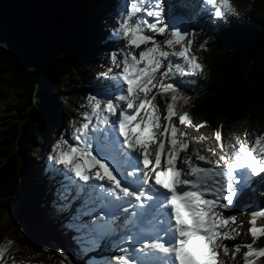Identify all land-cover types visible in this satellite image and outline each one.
Wrapping results in <instances>:
<instances>
[{
  "label": "snow or ice",
  "instance_id": "snow-or-ice-1",
  "mask_svg": "<svg viewBox=\"0 0 264 264\" xmlns=\"http://www.w3.org/2000/svg\"><path fill=\"white\" fill-rule=\"evenodd\" d=\"M208 3L217 6V18L236 14L230 0ZM167 15L163 0H127L113 36L135 51L121 59L120 53L111 56L100 75L114 86L89 95L87 110L70 134L71 144L63 147L69 141L62 137L53 147L51 159L76 178L72 199L80 201L77 230L96 241L114 237L117 254L105 264H224L220 248L229 252L225 242L235 240L236 230L228 228L235 217L222 213L252 183L264 185V133L246 132L248 145L238 137L225 144L218 129L215 138L225 155L211 159L196 149L182 155L189 151V141L172 122L177 97L168 81L173 73L202 72L204 66L192 54L191 34L170 25ZM114 67L119 71L113 72ZM169 93L161 125L154 101ZM179 120L192 122L186 112ZM72 176L65 178L71 181ZM65 191L70 193L67 187ZM250 215L255 241L264 236V225L256 223L264 217V207ZM245 247L244 264L264 257V247ZM233 248L240 252V244ZM4 255L0 250V259Z\"/></svg>",
  "mask_w": 264,
  "mask_h": 264
},
{
  "label": "trees",
  "instance_id": "trees-1",
  "mask_svg": "<svg viewBox=\"0 0 264 264\" xmlns=\"http://www.w3.org/2000/svg\"><path fill=\"white\" fill-rule=\"evenodd\" d=\"M230 2L237 9L233 14L239 21L237 25L225 22L215 27L208 20L195 16L191 19V11L179 4L174 6L172 13L189 21V33L194 34L193 55L204 69L173 73L169 82L174 83L177 98L172 103L177 115L188 113L194 127L206 121L203 126L217 131L248 119L261 132L264 0ZM100 4L101 0H0V221L4 211L21 195L34 209L35 217L30 215L26 223H20L26 202L18 203V211L7 222L13 229L11 234L5 237L0 228V250L5 251L0 264L31 244L49 259V264H64L59 248L82 258L76 240L78 232L63 220L72 207L44 202L45 183L36 165L41 147L53 141L44 128L46 123L58 124L59 129L64 124V132H70L81 122L80 104L71 100L63 106L60 95L73 93L77 84L85 80L83 76L77 80L76 71L81 76L91 61L104 59L98 51V35L103 33L105 21L100 24L94 18ZM226 25L230 26L229 32L220 35V27ZM118 44L115 43L117 49ZM39 80L44 85L42 91ZM11 85L17 90L7 88ZM172 95L158 94L155 101L160 99L167 111ZM51 174L47 176L48 183L53 178ZM251 189L254 208L264 207V185L254 183ZM45 223L52 228L46 230L49 238L40 235L47 243L35 237L36 229ZM256 223L264 225V217H257ZM239 242L258 249L264 247V236L255 241L242 238ZM254 264H264V257L254 258Z\"/></svg>",
  "mask_w": 264,
  "mask_h": 264
},
{
  "label": "rangeland",
  "instance_id": "rangeland-1",
  "mask_svg": "<svg viewBox=\"0 0 264 264\" xmlns=\"http://www.w3.org/2000/svg\"><path fill=\"white\" fill-rule=\"evenodd\" d=\"M179 1L181 0H163L165 5V12L168 14L166 16L167 22L168 17L174 15V13H172V10L174 9L175 3L179 4ZM126 3L127 0H101L100 8L94 15V18L99 20L100 24H102L103 20L105 21L104 31L103 33L101 32L98 35V38L101 40L98 51L104 59H94L93 61H91V63L84 70L81 76L77 71L75 72L77 80H80L82 76L85 80L80 81L82 82L81 85L77 84V90H75L73 93H65L60 95V100H62L63 106L73 100V102L80 104L81 112L83 113L87 110V97L89 95H95L102 90L114 86V81L107 80L106 78L102 77L100 73L107 71L111 56L113 54L120 53V56L117 58L121 59L123 53L135 51L132 48L125 47L122 39L113 36V32L118 30V22L121 20L122 13L124 12L126 7ZM182 4H186V6L189 7L193 6V9L196 10V12L193 11L195 12V18H197L198 20L201 19L202 21L208 20L215 27L220 26L225 22H227V24L232 23L231 25H237L239 22L233 14H228L221 18L215 17L213 13L214 9L217 6L211 5L210 3H208V0H188L187 3L185 2V0H182ZM188 13L192 14L191 12ZM193 16L194 15H191V19H194ZM107 27L109 28L107 29ZM215 27L214 29H216ZM229 27V25H226L222 28L220 27V35L223 33L227 34L229 32ZM193 37L194 34L192 33V54H194L195 50ZM155 38L160 42H162L163 40V37H161L159 34H157ZM118 42L119 44L117 49L115 43ZM141 48H143V45L141 46ZM216 50L215 53H218L219 50ZM180 64L183 67V62H180ZM117 71H119V69L114 67L113 72ZM39 86L40 91L44 90V85L41 80H39ZM71 86H75V84L71 83ZM7 88H11L13 89V91L17 90V88L13 87L12 85L8 86ZM154 103L156 104L161 116L160 123L161 125H163L164 123H166L163 117L167 114V111L160 99L154 101ZM61 110H63L64 112L63 108ZM172 122L176 125L178 132L186 133L187 131L193 134V139L197 138L196 140L198 141L200 148L202 150H205V152L208 151L207 153L209 156H205L210 157L211 159H218L219 156L226 154L225 152H222L220 147L218 146V141L215 138L216 131H213L210 127L202 126L200 128H196L191 124H182L179 120V115L174 116ZM44 128L45 130L49 131V136L52 137L53 141H47L41 147L40 157L37 158L36 168H38L37 170L40 174L39 176L45 183L44 188L47 194L46 198L44 197L43 200L47 205L54 203L59 205H70L72 207L71 211L63 217V220L78 232L76 240L78 251L82 255L81 259H77L75 253L71 252L68 249L59 248V254L62 258V262L64 264H105V261L110 256L117 254L112 246V240L114 239V237H106L103 241H96L91 235L86 236L81 231L77 230V224L79 223L77 217L79 215L80 201L77 200V202L73 203L74 199H72V197H74L76 194V183L74 182L76 181V178L72 176V174L64 172L63 166L58 164L55 160L51 159V156L54 154L53 147L56 141L61 139L62 137L65 140H68L69 144L63 146L67 148L71 144L70 134L74 130L70 132H64V124H62L61 129H59L58 124H53L50 122L46 123L44 125ZM219 130L222 133V140L225 144L234 142L235 138L238 137L245 145H248L250 141V135H246V132L249 134L254 133L257 136L264 133V131L260 132L257 126L254 123L250 122V120L248 119L241 120L230 127H221ZM182 139H188L189 144H191L192 140L190 139L188 134L186 135V137H182ZM211 149L215 150V155L212 154V151H210ZM182 155H190V152L188 151L186 153H182ZM48 174H51L53 177L49 183L47 182ZM66 176H72L71 181L69 179H66ZM254 183L246 188L238 196L234 204L230 205V207L222 213L224 217H235V223L230 224L228 228H234L236 230L235 240L225 242L229 247V252L225 253L223 250V246H221L220 248V258L224 262V264H244V258L242 254L247 250L245 247L247 243H241L239 241L242 238H253L249 232V228L251 226L249 224V221L251 217V211L256 210L253 206L254 197L253 189H251ZM66 187L70 189V193L65 191ZM20 202L25 204L26 201L24 198H21ZM25 205L26 208H22L23 215L19 220L22 224L26 223V220L30 215L34 217V209H31L30 205L27 202ZM8 209L9 207L4 211L3 219L0 221V228H2L1 230L5 237H8L13 230L9 228L7 222L18 211L17 208L15 213L10 218H7L6 212ZM51 229V224L45 223L42 225V227H38L36 229L38 233L35 235V237H37L40 241L47 243L45 239H41L40 235H42V237L49 238L50 236H48L46 230ZM234 244H240L239 253H235V249L233 248ZM2 264H49V259H45L42 256L41 251H39L35 244H31L30 247L19 253L17 256L13 257L9 261H5Z\"/></svg>",
  "mask_w": 264,
  "mask_h": 264
},
{
  "label": "bare ground",
  "instance_id": "bare-ground-1",
  "mask_svg": "<svg viewBox=\"0 0 264 264\" xmlns=\"http://www.w3.org/2000/svg\"><path fill=\"white\" fill-rule=\"evenodd\" d=\"M185 2L187 3L188 0H185ZM175 5H178V3H175ZM178 6H181L182 8H184V10L189 9V10L191 11V13L195 16L194 13L196 12V10L193 9V6H192V7H189V6H186V4H185V5L182 4V0L179 1V5H178ZM187 7H188V8H187ZM193 11H195V12H193ZM180 15H181V14H180ZM187 20H188V19H187ZM186 134H188V136H189L190 139L192 140V141H191V144H189V152H190V154H191V149H196V150L199 151L200 154L209 156L208 153H207L208 151L205 152V150H202V149L200 148L199 143H198V141L196 140L197 138H196V139H195V138L193 139V134H192V133L186 131ZM207 146H208V145H207ZM208 149H209V148H208ZM213 159H214V158H213ZM16 209H17V207L11 206V207L7 210V212H6V217H7V218H10V217L15 213Z\"/></svg>",
  "mask_w": 264,
  "mask_h": 264
},
{
  "label": "water",
  "instance_id": "water-1",
  "mask_svg": "<svg viewBox=\"0 0 264 264\" xmlns=\"http://www.w3.org/2000/svg\"><path fill=\"white\" fill-rule=\"evenodd\" d=\"M168 23L170 25H173L181 30H186V31H190V25H189V22L188 20L183 17V16H180V15H173V16H169L168 17ZM21 198H24L23 195H21L20 197V200ZM20 200H18L17 202H15L14 204H12L11 206H14V207H17L18 208V203L20 202ZM9 206V208L11 207ZM6 219V218H5Z\"/></svg>",
  "mask_w": 264,
  "mask_h": 264
}]
</instances>
